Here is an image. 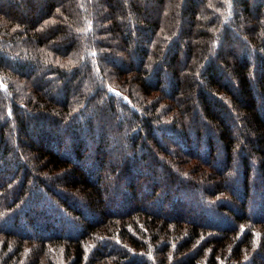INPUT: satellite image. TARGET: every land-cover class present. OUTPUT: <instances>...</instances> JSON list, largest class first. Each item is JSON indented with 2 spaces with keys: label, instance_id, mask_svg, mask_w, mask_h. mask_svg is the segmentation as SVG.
Masks as SVG:
<instances>
[{
  "label": "trees",
  "instance_id": "1",
  "mask_svg": "<svg viewBox=\"0 0 264 264\" xmlns=\"http://www.w3.org/2000/svg\"><path fill=\"white\" fill-rule=\"evenodd\" d=\"M0 264H264V0H0Z\"/></svg>",
  "mask_w": 264,
  "mask_h": 264
},
{
  "label": "rangeland",
  "instance_id": "2",
  "mask_svg": "<svg viewBox=\"0 0 264 264\" xmlns=\"http://www.w3.org/2000/svg\"><path fill=\"white\" fill-rule=\"evenodd\" d=\"M38 1H39V0H34V3H38ZM184 98H185V97H184ZM191 123H192V125H194V124H195V121H192V120H191ZM112 158H113V157H112ZM111 160H112V159H111ZM113 161H115V159H114ZM115 162H116V161H115ZM150 169H151V168H150ZM158 179H159V178H158Z\"/></svg>",
  "mask_w": 264,
  "mask_h": 264
}]
</instances>
